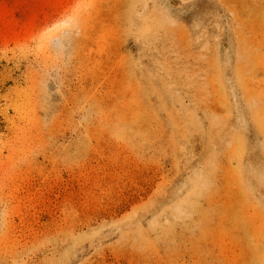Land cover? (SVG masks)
I'll return each instance as SVG.
<instances>
[{
  "label": "rangeland",
  "instance_id": "374dc122",
  "mask_svg": "<svg viewBox=\"0 0 264 264\" xmlns=\"http://www.w3.org/2000/svg\"><path fill=\"white\" fill-rule=\"evenodd\" d=\"M0 264H264V0H0Z\"/></svg>",
  "mask_w": 264,
  "mask_h": 264
}]
</instances>
